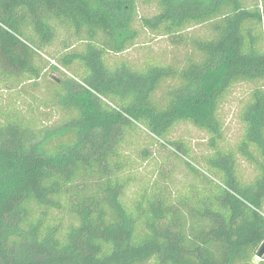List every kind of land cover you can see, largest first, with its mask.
<instances>
[{"label": "trees", "instance_id": "1", "mask_svg": "<svg viewBox=\"0 0 264 264\" xmlns=\"http://www.w3.org/2000/svg\"><path fill=\"white\" fill-rule=\"evenodd\" d=\"M140 2L156 13L139 16ZM138 27L185 48L183 65L109 63L136 45ZM60 34L70 51L53 56ZM48 66L63 78L44 97L0 102V264H254L264 242V0H0V86L36 90ZM238 84L253 87L229 146L220 108ZM45 109L59 119L46 122ZM186 122L209 136L208 153L169 139ZM142 137L172 148L192 180L175 187L165 165L144 177L128 152Z\"/></svg>", "mask_w": 264, "mask_h": 264}, {"label": "rangeland", "instance_id": "2", "mask_svg": "<svg viewBox=\"0 0 264 264\" xmlns=\"http://www.w3.org/2000/svg\"><path fill=\"white\" fill-rule=\"evenodd\" d=\"M138 13L139 16L150 17L156 13V9L153 5H145L140 2ZM138 28L140 29V36L136 41V45L122 55L115 56L114 54H109V58L111 59L109 60V63H114L115 61L126 62L133 67L130 68L132 70H129L130 72H134V68L144 69L148 64L174 67H180L183 65L186 56L185 48L173 46L168 38L159 37L158 35L152 34L150 31L142 30L140 27ZM196 31L198 34H202L203 28H198ZM21 35L26 38L23 34ZM65 39L66 36L60 34L58 38H56L53 47L48 49V53L53 56H59L69 52L70 50H66L65 44L67 43H65ZM72 48L73 50H77L79 46H74ZM50 64H55V62L52 61ZM47 68L48 71L44 72V77L39 81V86L36 90L29 87L31 84L25 85L27 86L26 89H24L25 86L13 89H5L0 86V102L7 104L16 103L17 105L27 106L28 104L35 102L32 97L34 94L38 95L40 98L41 96L44 97L43 94L48 91L47 87H50L53 78H63L62 73L53 72L49 66ZM61 71L64 72L63 70ZM66 73L70 78L85 85L84 76L75 73L70 68H68ZM168 84L169 83H163L161 85L158 95L168 87ZM252 87L251 84L236 85L227 95L224 104L220 108V116L224 124L225 138L229 146L235 145L242 135L243 126L239 119L240 109L243 103L248 99ZM105 101L114 107L118 104L112 98L105 99ZM39 113L45 114V118H47L46 122L51 121V124L59 119L51 109L41 110ZM137 124L144 134H149L147 127L143 123L137 122ZM169 139L184 143L194 157H199L209 151L207 148L209 136L187 122L175 126L170 132ZM151 142L145 137H142L139 140H132L129 146V155L131 159L136 162V165L140 167V173L144 177H151L152 174L156 173L157 168L160 165H165L167 170H172L175 187L182 188L183 186H186L192 178L190 177L189 170L186 168L185 164L180 162V160L174 161L171 155L172 148H163L158 143L152 144ZM143 149L148 150L150 156H143L141 154V150ZM190 159L191 157L189 156L187 160L191 161L192 159ZM260 261L261 260L256 257L254 259V264H258Z\"/></svg>", "mask_w": 264, "mask_h": 264}, {"label": "water", "instance_id": "3", "mask_svg": "<svg viewBox=\"0 0 264 264\" xmlns=\"http://www.w3.org/2000/svg\"><path fill=\"white\" fill-rule=\"evenodd\" d=\"M257 258L260 260L264 259V242L262 243L261 247L259 248V251L257 252Z\"/></svg>", "mask_w": 264, "mask_h": 264}]
</instances>
